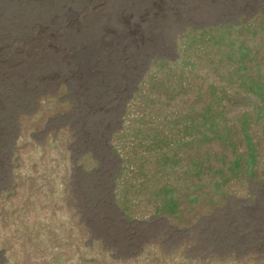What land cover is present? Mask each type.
I'll list each match as a JSON object with an SVG mask.
<instances>
[{
    "label": "rangeland",
    "instance_id": "rangeland-1",
    "mask_svg": "<svg viewBox=\"0 0 264 264\" xmlns=\"http://www.w3.org/2000/svg\"><path fill=\"white\" fill-rule=\"evenodd\" d=\"M0 264H264V0H0Z\"/></svg>",
    "mask_w": 264,
    "mask_h": 264
}]
</instances>
